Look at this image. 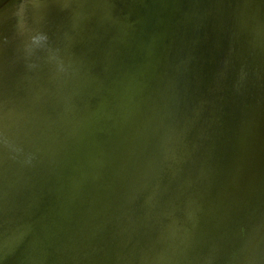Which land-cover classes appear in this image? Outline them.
I'll list each match as a JSON object with an SVG mask.
<instances>
[{
	"label": "water",
	"instance_id": "obj_1",
	"mask_svg": "<svg viewBox=\"0 0 264 264\" xmlns=\"http://www.w3.org/2000/svg\"><path fill=\"white\" fill-rule=\"evenodd\" d=\"M0 264H264V0H0Z\"/></svg>",
	"mask_w": 264,
	"mask_h": 264
},
{
	"label": "clouds",
	"instance_id": "obj_2",
	"mask_svg": "<svg viewBox=\"0 0 264 264\" xmlns=\"http://www.w3.org/2000/svg\"><path fill=\"white\" fill-rule=\"evenodd\" d=\"M14 8H15V5H14Z\"/></svg>",
	"mask_w": 264,
	"mask_h": 264
}]
</instances>
